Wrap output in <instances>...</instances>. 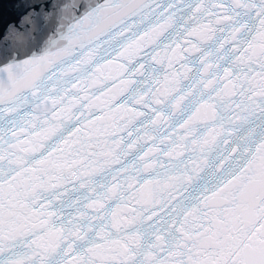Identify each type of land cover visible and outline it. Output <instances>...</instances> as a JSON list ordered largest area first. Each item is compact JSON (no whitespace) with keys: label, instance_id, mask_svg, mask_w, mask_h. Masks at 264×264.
I'll return each mask as SVG.
<instances>
[{"label":"snow or ice","instance_id":"1","mask_svg":"<svg viewBox=\"0 0 264 264\" xmlns=\"http://www.w3.org/2000/svg\"><path fill=\"white\" fill-rule=\"evenodd\" d=\"M0 22V264H264V0Z\"/></svg>","mask_w":264,"mask_h":264},{"label":"water","instance_id":"2","mask_svg":"<svg viewBox=\"0 0 264 264\" xmlns=\"http://www.w3.org/2000/svg\"><path fill=\"white\" fill-rule=\"evenodd\" d=\"M6 7H8V5H6ZM8 18H10V17H5V19H8ZM0 27H2V22H0Z\"/></svg>","mask_w":264,"mask_h":264}]
</instances>
